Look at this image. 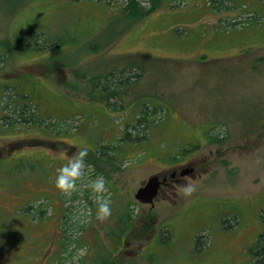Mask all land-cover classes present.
I'll use <instances>...</instances> for the list:
<instances>
[{
  "label": "rangeland",
  "instance_id": "rangeland-1",
  "mask_svg": "<svg viewBox=\"0 0 264 264\" xmlns=\"http://www.w3.org/2000/svg\"><path fill=\"white\" fill-rule=\"evenodd\" d=\"M136 1L143 9L134 0L101 4L97 0H0L2 39L16 29L37 28L64 40L91 36L51 54L48 49L31 56L30 48L22 53L13 50L0 63V83L33 74L47 88L71 97L67 105L61 97L46 95L50 107L61 105L66 113L87 115L69 121L72 130L64 136H46L42 131L0 136V160L14 156L0 164V264H50V256L57 257L59 217L53 216L62 212L63 203L55 180L59 169L83 150L87 151L84 164L91 163L82 170L77 191L96 181L91 178L94 167L134 200L151 176L164 174L170 180L177 172L178 180L170 181L154 205L136 200L134 236L121 248L115 264H155L140 249L163 226L172 236L164 243V249H171L159 257L162 264H259L253 263L249 247L263 229L264 3L239 0L240 8L226 7L221 12L211 9L208 0ZM234 21L241 23L226 25ZM131 66L137 69L126 70L124 76L140 73L142 78L135 82L131 78L134 83L117 89V97L111 98L124 108L152 98L161 113L149 143L131 148L130 154L138 152L137 156L118 169L91 157L88 147L92 139L118 133L133 114L126 117L122 110L110 109L106 104L110 96L93 90L89 81ZM39 78L31 80L32 85L38 87ZM181 146L194 149L178 164L166 165L163 156L169 158L168 153L181 151ZM23 155L24 162L47 158L52 163L48 179L29 177L42 174L39 166L32 174L28 170L29 178L19 187L21 181L15 177L4 178L17 156ZM189 168L191 173L180 175ZM39 197L51 198L44 201L46 221L41 223L39 209L26 210L38 205ZM85 209L80 202L78 217L89 214Z\"/></svg>",
  "mask_w": 264,
  "mask_h": 264
},
{
  "label": "trees",
  "instance_id": "trees-1",
  "mask_svg": "<svg viewBox=\"0 0 264 264\" xmlns=\"http://www.w3.org/2000/svg\"><path fill=\"white\" fill-rule=\"evenodd\" d=\"M88 1L97 3L96 0ZM97 1L101 4V2L104 1L111 3V1L114 0ZM134 1L136 2L138 9H143L136 0ZM172 1L173 0H171V2ZM208 1L211 5V9L221 12L226 7L240 8V5H242V1L239 0ZM261 1L264 3V0ZM239 16L241 15L238 14L235 18L233 17V19H236ZM240 23V21H234L233 24L228 23L226 25L234 27ZM22 30H13L11 33H8L7 37L3 39L0 38V63H4L13 50H21L22 53L30 48L31 54L29 56H31L33 53L37 52V54H39L41 51H45L44 49H48L51 54L52 52L56 53L58 50L65 47L76 46L80 42L91 37L87 35L84 36V38L64 40L59 36L53 37L49 35L44 28H37V30L31 29V31L28 32ZM260 59L262 58H258L257 61ZM134 69H137V67L131 66L121 69H112L104 75L102 74L98 78L89 81V85L93 90L107 92V95L110 96V100L108 99L106 104L111 107L110 109L122 110L124 112L123 114H133V118L132 115L130 116V120L127 118L126 124L118 131V133H114L113 136H108L107 138L104 136L100 141L96 138L94 140L92 139V144L88 147L91 149V157L93 156L101 159L105 163L111 164L118 169H120V167H122L128 160H132V156H137L138 152H133L134 155L130 154L131 148H140L142 143H149L152 130L159 126L157 116L158 113H161L159 110L160 105L154 103L152 98L139 99L132 103L128 108H124L123 103L120 105L118 103L119 100L112 99L114 98L113 96L117 95V89L127 88L130 84L142 78V74L140 73L130 77L124 76L126 70ZM38 78L39 77L33 76V74H25L22 77L20 76L12 79L10 82L7 81L0 83V136L14 135L17 131H22L21 134L29 133L30 131H42L46 136H64L68 135L72 130L73 123L69 121L77 116L86 119L87 115L82 112L76 114L71 112L66 113L64 107L61 105L58 106V108L50 107L48 105L49 103H47L48 99L46 98V95L61 97L64 100H67V105L72 102V100L69 99L71 97L56 91L45 81L44 82L48 85V88L44 83H42V86L40 83L42 80L41 78H39L38 87L32 85L31 80L34 81ZM131 78H133L134 82H131ZM75 101L79 102L77 99ZM83 104L86 106L88 105L85 102ZM48 106L52 111H48ZM135 110H137V112L133 113ZM128 114H126V117ZM181 148V151L178 152L177 150L175 154L170 151L168 153L169 158L163 156L166 165L178 164L182 158H185L189 152L194 149L189 148V146H181ZM24 156L26 155L21 157L17 156L18 160L16 159L14 162L16 165L9 172L5 173L4 178L15 177L17 181H21V183L18 184V187L23 185L25 183L24 180L26 181L29 177L40 178L42 181L47 180L48 170L51 168L52 163H48V160L45 157L43 162L34 160L24 162ZM35 156L36 155L32 156V158H35ZM12 157L14 156H11V159L0 160V164L4 161L14 160ZM45 160L46 162H44ZM90 163V161L85 163L86 169H89ZM38 166L42 174L40 175L39 173L38 175L36 173L35 175L28 177V170H31L32 174ZM44 166L46 167V171L44 170ZM91 173V178L93 180L103 179L105 191L97 194L93 192L89 186H86L82 191L79 190L80 193L77 191L78 189L73 192L71 191V195L64 194L63 192L61 193L59 198L63 203V210L61 213L53 216V218L59 217L57 219H59L58 227L60 228V236L55 243L58 244V248L60 249L55 259L50 256L52 262L50 264H115V261L118 260V254L120 253L121 248L129 239H131V237L134 236L133 234L137 222L135 208L138 206V202L128 194L121 193V189L117 185L115 186V182L105 172L94 167V170H92ZM81 180L82 178L76 181L77 186L80 185ZM22 189L25 188H20L19 190ZM97 195H100L102 199L107 200L109 202V207L111 208V215L104 219V221L98 218ZM49 200H51V198L45 197L43 200L39 197L37 198V201L41 202L38 205L32 204L29 207H26V210L31 212L39 209L40 215L38 221L40 223L44 222L46 219L45 207L43 205H45L44 201ZM76 201L78 204H75ZM80 202L89 210L85 209L86 212L89 213L87 216L81 215V217H78L80 214L78 210ZM50 207H52V202L48 204V209ZM150 216L151 211L147 214V218ZM49 217L52 216H48V219H50ZM86 218H89V220L85 221ZM261 219L263 222V229L255 244L249 247V252L253 256V263L264 264V210ZM38 221L37 223H39ZM151 221L152 219L148 222L150 223ZM167 227L168 226H163L159 228L157 235L148 242V245L145 248L140 249L141 254H143L150 263L162 264L159 262V257L164 256V254L171 249L170 246H167L166 249L163 247L169 236H172L171 231L168 230ZM198 238H202V236L199 235ZM204 243L205 241L203 240V245ZM194 247L196 249L198 248L197 250H200L198 244L194 245ZM80 250L84 251L83 254H79L78 251ZM75 259L77 260L74 261Z\"/></svg>",
  "mask_w": 264,
  "mask_h": 264
},
{
  "label": "clouds",
  "instance_id": "clouds-1",
  "mask_svg": "<svg viewBox=\"0 0 264 264\" xmlns=\"http://www.w3.org/2000/svg\"><path fill=\"white\" fill-rule=\"evenodd\" d=\"M86 155V150L81 151L76 159L70 161L66 166L59 169L55 180V186L57 189L66 194L75 190L76 181L83 175L82 170L85 167L83 158ZM89 187L97 194L103 193L105 191L104 181L102 178L94 181ZM188 191H191V189ZM96 199L98 203V218L100 220H104L111 215L109 202L105 199H102L100 195H97Z\"/></svg>",
  "mask_w": 264,
  "mask_h": 264
},
{
  "label": "water",
  "instance_id": "water-1",
  "mask_svg": "<svg viewBox=\"0 0 264 264\" xmlns=\"http://www.w3.org/2000/svg\"><path fill=\"white\" fill-rule=\"evenodd\" d=\"M192 171V168L183 169L180 175L184 176ZM165 180L166 178L161 179L160 175L151 176L147 182L137 190L135 199L142 204L154 205L155 201L158 199L160 187Z\"/></svg>",
  "mask_w": 264,
  "mask_h": 264
},
{
  "label": "flooded vegetation",
  "instance_id": "flooded-vegetation-1",
  "mask_svg": "<svg viewBox=\"0 0 264 264\" xmlns=\"http://www.w3.org/2000/svg\"><path fill=\"white\" fill-rule=\"evenodd\" d=\"M181 173V172H180ZM174 174V175H172ZM171 175H170V180L169 178L166 176V175H160V178H166V180L164 181V183L161 185L160 187V190H159V196L158 198L161 196L162 192H163V189H165L169 184H170V181H174V180H178V178L176 177L177 176V172H173ZM156 202V201H155ZM155 204V203H154Z\"/></svg>",
  "mask_w": 264,
  "mask_h": 264
}]
</instances>
